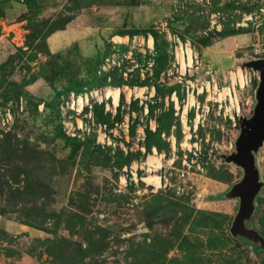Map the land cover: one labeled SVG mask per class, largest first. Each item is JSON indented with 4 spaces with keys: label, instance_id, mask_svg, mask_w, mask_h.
<instances>
[{
    "label": "rangeland",
    "instance_id": "374dc122",
    "mask_svg": "<svg viewBox=\"0 0 264 264\" xmlns=\"http://www.w3.org/2000/svg\"><path fill=\"white\" fill-rule=\"evenodd\" d=\"M262 57L264 0H0V264H264V147L262 242L226 160ZM105 85L144 90L71 108Z\"/></svg>",
    "mask_w": 264,
    "mask_h": 264
},
{
    "label": "water",
    "instance_id": "95a60500",
    "mask_svg": "<svg viewBox=\"0 0 264 264\" xmlns=\"http://www.w3.org/2000/svg\"><path fill=\"white\" fill-rule=\"evenodd\" d=\"M244 64L259 71L260 82L256 91V104L253 112L249 117L240 119L235 150L226 157L227 161L243 169L242 178L232 186L230 191L232 195L239 197V207L232 221L231 230L262 242V237L257 231L251 227H245L243 223L252 211L253 199L262 184L259 181L255 153L264 142V57L247 61Z\"/></svg>",
    "mask_w": 264,
    "mask_h": 264
},
{
    "label": "bare ground",
    "instance_id": "6f19581e",
    "mask_svg": "<svg viewBox=\"0 0 264 264\" xmlns=\"http://www.w3.org/2000/svg\"><path fill=\"white\" fill-rule=\"evenodd\" d=\"M113 38L116 41H121L122 36L115 35ZM149 44H151V37L149 38ZM185 52H186V56H185L183 50H181L178 53L179 60L181 62V67L182 68L185 65L190 66L192 64V62H193V54H192L191 48L190 47H187ZM236 73H237V75L239 77V80L241 82V85H243L244 80H243L242 73L240 72V70H238ZM231 89L229 87H227L226 89H224L225 90L224 92H230L231 93ZM143 90H144V87H137V86H135V87H128V86H124V87H118V86H116V87H114L112 85H105V86L101 87L100 89H91V90H88L87 92H85L83 94H78L76 96V98L72 99L71 108L80 110L93 97H98L99 99L112 97L113 104L114 105H117L118 104L119 97H120V94L123 91L126 93L127 96L128 95H135V96H137V95H140L143 92ZM222 95H223V93L221 92L219 94V97H221ZM189 98H190V100L192 102L193 101V96L191 95ZM234 100H236V97L234 98ZM236 104H237V102H236ZM237 107H238V104H237ZM155 154H156V150L154 149V153L148 155V157H147V163L148 164H152L153 166H160V158H159V156H156ZM144 180H146L147 182H152V183H154L157 186L161 182L159 180V176L156 175V174H152V173L147 174L144 177Z\"/></svg>",
    "mask_w": 264,
    "mask_h": 264
},
{
    "label": "built area",
    "instance_id": "2783aa9c",
    "mask_svg": "<svg viewBox=\"0 0 264 264\" xmlns=\"http://www.w3.org/2000/svg\"><path fill=\"white\" fill-rule=\"evenodd\" d=\"M262 146L264 147V142H263Z\"/></svg>",
    "mask_w": 264,
    "mask_h": 264
}]
</instances>
